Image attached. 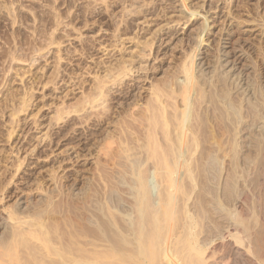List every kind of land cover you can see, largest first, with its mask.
<instances>
[{
	"label": "rangeland",
	"instance_id": "rangeland-1",
	"mask_svg": "<svg viewBox=\"0 0 264 264\" xmlns=\"http://www.w3.org/2000/svg\"><path fill=\"white\" fill-rule=\"evenodd\" d=\"M186 3L189 12L197 10L202 17L186 23L189 12L182 0H0V246H8L20 233L22 227L9 220L17 211L36 219L34 225L46 222L52 237L46 239L52 251L45 253L53 252L50 255L42 254L44 242H23L18 248L21 264L43 259L42 264H189L196 252L191 243L216 258L223 256L222 264L257 260L258 246L264 243V0ZM204 12L211 34L194 55V32L207 17ZM171 32L185 38L184 48L164 44ZM12 54L19 55V62ZM185 55H194L202 82L197 90L203 96L185 108L189 115L194 112L190 122L198 142L190 144L185 134L188 145L170 146L162 141L159 128L162 146L175 147L172 157L178 152L176 161L173 157L175 175H162L156 160H148L145 130L134 120L138 117L122 106L133 104L141 92L143 105H155L149 91L152 81L159 86L158 81L169 80ZM123 58L135 61L129 62L135 67L132 79H124L123 86L108 78L110 97L85 105L86 98L98 96L92 94L93 87ZM150 65L155 72L146 71ZM146 72L152 77L144 79L138 92L132 85ZM170 81L164 100L178 117L182 98L170 92L171 85H177ZM73 106L80 108L78 114ZM59 111L64 113L62 122L54 121ZM129 123L132 130L119 141ZM105 136L115 137L107 141ZM186 159H192L194 177L185 170ZM139 170L148 181L142 199ZM142 227L151 237L142 239ZM142 242L148 243L146 255ZM231 246L240 256L230 252ZM12 259L10 264H20Z\"/></svg>",
	"mask_w": 264,
	"mask_h": 264
},
{
	"label": "bare ground",
	"instance_id": "bare-ground-1",
	"mask_svg": "<svg viewBox=\"0 0 264 264\" xmlns=\"http://www.w3.org/2000/svg\"><path fill=\"white\" fill-rule=\"evenodd\" d=\"M186 1L187 0H182V2H183V6H184V8H187V3H186ZM14 2V1H13ZM14 4V3H13ZM12 4V5H13ZM14 6V5H13ZM191 9V8H190ZM12 10H14L13 8H12ZM186 11H188L189 12V7L187 8V9H185ZM10 11V10H9ZM8 12V11H7ZM12 13H14L13 11H12ZM205 14H206V12H204ZM185 14V13H184ZM207 15V17H204L203 16V18H204V21L202 22V23H200L199 25H198V27H197V29L195 30V32H194V44H195V47H197V48H195L194 49V52H193V54L195 55V53H196V51H197V49L198 48H200L201 46H202V44L204 43V42H206V40L207 39H205V37H206V35H208L211 31H210V24H209V22H208V13L206 14ZM202 17L201 16V14L199 13V11H192V12H189V17H187L188 19H187V22L186 23H188V22H190L191 21V19L193 18H198V17ZM203 18H201L202 20H203ZM211 18V17H210ZM195 20V19H194ZM16 23V22H15ZM211 23V22H210ZM213 23V22H212ZM185 25V24H184ZM128 26L130 27V24H128ZM194 29H195V27H194ZM193 29V30H194ZM182 30V29H181ZM190 30V29H189ZM58 31V30H57ZM180 32V31H179ZM211 34V33H210ZM53 35V34H52ZM45 36V35H44ZM54 36V35H53ZM53 36H51V37H53ZM56 36V35H55ZM197 37V39H196V37ZM54 38V37H53ZM57 38V37H56ZM56 38H54V41H55V39ZM52 39V38H51ZM59 39H61V37L59 38ZM167 40H165L164 41V44H168V43H171L170 45H171V47L173 46V48L175 49V48H177V47H182V48H184V46H185V42L186 41H184V37H182V38H179L178 36H177V32L175 33V32H171V34L169 35V37H167L166 38ZM47 40V39H46ZM50 40V39H49ZM57 41V40H56ZM192 41V40H191ZM47 43V42H46ZM51 43V41H49V44ZM48 44V43H47ZM48 44V45H49ZM52 44H54V43H52ZM56 44V43H55ZM61 44V43H60ZM60 44H58V46L60 45ZM149 44V43H148ZM51 45V44H50ZM57 45V44H56ZM63 45V44H62ZM150 45V44H149ZM144 46H146V47H148V45L146 44H144ZM150 46H152V45H150ZM150 46H149V48H150ZM161 46H163V45H161ZM167 46V45H166ZM170 47V48H171ZM62 48V47H61ZM60 48V49H61ZM33 49V48H32ZM51 49V48H50ZM50 49H49V51H50ZM58 49V48H57ZM151 49V51H152V48H150ZM16 50V49H15ZM14 50V51H15ZM36 50H38V49H36ZM35 50V52H38V51H36ZM40 50V49H39ZM46 50V49H45ZM168 50V49H167ZM32 51V50H31ZM48 51V50H47ZM11 51H9V53H10ZM13 52V51H12ZM41 52V51H40ZM198 52V51H197ZM18 54H19V52H17ZM39 53V52H38ZM50 53V52H49ZM9 55V54H8ZM15 55V54H14ZM22 55H23V53H22ZM21 55V56H22ZM38 55V54H37ZM141 55L143 56V55H145V50L144 49H142L141 50ZM163 56H166V53L165 54H162ZM162 55H160V56H162ZM193 55V56H194ZM18 56V57H17ZM60 56V55H59ZM159 56V57H160ZM185 56H188V55H185ZM184 56V57H185ZM193 56L191 55L190 57L188 56V58H186V60H184L181 64H180V66L178 67V69L176 70V72H174V74H172L171 76H170V78H169V80L167 79V81H170V80H173V81H170L171 82V84H173L172 82H175V83H177V85L175 84H173V86L174 87H172V85H171V87L169 88V89H171L170 90V92H172L173 94H175V96L176 97H181L182 98V102L180 103L179 102V106H181V107H183V109H182V114H181V116L179 115L178 117L177 116H172V114L170 113V111L168 110V106H167V104H166V100H164V97H165V91H168V90H166V88L168 89V84H167V81L165 80V83L163 82V80H160L161 81V83H160V81H158L157 83H158V85L159 86H161V84L164 86H161V88L159 87V86H157V84L155 85L154 84V80L152 81V83H151V87H150V93H151V96H152V99H153V101L155 102V105L153 104V106H151L150 107V105L149 106H145V105H143L141 102H140V100H141V98H139L140 96V94L142 93H140V94H138V96H137V94H133L134 96H135V98H134V103L133 104H123V106H122V109H124L125 111V113H127L126 112V109H129V110H132L131 112H130V114L132 113V115H136L138 118V120L135 118H133L134 120H135V122L137 121L138 123H139V125L137 124V122L135 123L137 126H139V127H141V129L142 130H145V133H144V137H145V141L147 142V148H149V150H148V160L150 161V160H156V165H157V167H156V171H163V174L162 175H164L165 173L166 174H168V175H175V173L177 172V169H175V168H177V167H175L176 166V163H174L175 161H176V159L177 158H175L176 156H177V154H178V152H177V154H176V156L175 155H173V157H174V159H175V161H173V157L171 156L172 154H171V152L173 153V151H174V148L175 147H171L170 148V146H172V144L174 143V144H176V142H177V144L179 145L180 143L182 144V145H188L187 144V140L186 139H184V135L186 134V135H190V137H189V140H188V142L191 144V141L192 142H194V144L195 143H197L198 142V136H197V133L193 130V126H192V123L191 122H193L191 119H190V117H192V115L194 114V112H192V113H190V115H189V110H188V113L185 111V108H187V106H188V103H190V101L191 100H194L195 98H201L203 95H202V93L200 92L201 91V89H200V91L199 90H197L198 88V84H200V78L201 77H199L198 76V74L199 73H197V71H196V67H195V65L196 64H194V62H193ZM11 57H13V60H15V61H17V58L19 59L20 57H19V55H17L16 54V56H13V54H12V56ZM10 57V58H11ZM25 57V56H24ZM44 57V56H43ZM159 57L158 56H156V58L154 59V60H158L159 59ZM23 58V57H22ZM164 58V57H163ZM190 58V59H189ZM12 59V58H11ZM21 59V58H20ZM38 59V58H37ZM122 59V58H121ZM162 59V58H161ZM196 59V58H195ZM13 60H12V62H13ZM23 61H25L24 59H23ZM22 60H21V62H23ZM37 61V60H36ZM196 61V60H195ZM17 62H19V60L17 61ZM129 62H131V64H134L135 63V61H127V60H125L124 58H123V60H120V62L118 63V64H116V66H115V68L114 67H112V69H109V70H111L110 72H109V74L107 73V77L106 76H104V77H106V78H104L103 79V81L102 80H100V81H102L101 82V85H99L98 87H93V88H96V89H94L95 90V92L94 93H92V94H97L98 96L97 97H95V98H91V96H87L88 98H86V100H85V105H91V107L94 105L95 106V102L97 101L96 99L98 98V97H101L99 100H101L102 98V100H104V99H106V98H108V97H110V95H109V93H110V90L111 89H109L108 87H107V84H109L110 82V80L109 79H112L111 81L113 82V84H115L116 85V83H119V85H123L124 86V83H123V81H124V79H126L127 77H130V74H132V72H133V69L135 68L133 65V67L132 68H130V65H129ZM36 63V62H35ZM58 65V64H57ZM151 66V65H150ZM58 67H59V65H58ZM152 67V66H151ZM149 67V69H147L146 67L145 68H143L142 67V70H144V69H147L146 71H148V72H152V71H154V70H156L157 68L156 67ZM13 69V68H12ZM140 70V69H139ZM138 70V71H139ZM155 72V71H154ZM136 73H137V71H136ZM147 73V72H146ZM55 74H57V73H55ZM144 74V73H143ZM202 74V73H201ZM58 75V74H57ZM152 75V73L151 74H149V73H147L146 75H144L145 77H139L138 78V80H137V83L136 84H134V85H132V86H134V87H136V86H138L137 87V89L139 88L140 90L138 91V92H140L141 91V89L143 88V81H144V79H150V76ZM203 76V75H202ZM54 77V76H53ZM56 77V76H55ZM97 77H100V76H97ZM152 77V76H151ZM58 78V77H57ZM109 78V79H108ZM131 78V77H130ZM172 78V79H171ZM52 79V78H51ZM101 79V78H100ZM105 79H107V80H105ZM132 79V78H131ZM136 79L137 78H135L134 80H132L133 82H136ZM54 80V79H53ZM52 80V81H53ZM105 80V81H104ZM55 81V80H54ZM127 82V81H126ZM128 82H131V80L130 81H128ZM132 82V83H133ZM149 82V81H148ZM156 82V81H155ZM163 82V83H162ZM6 83H8V81L6 82ZM11 83V82H10ZM169 83V82H168ZM202 83V82H201ZM167 84V85H166ZM207 84V83H206ZM5 85H7V84H5ZM142 85V86H141ZM201 85V84H200ZM125 86H127V83H125ZM130 87L129 86V88L128 89H130V88H133V87ZM139 86H141V87H139ZM175 86H178V87H176L175 88ZM6 87V86H5ZM4 87V88H5ZM113 87V86H112ZM163 87V88H162ZM166 87V88H165ZM201 87H204V85L203 86H201ZM200 87V88H201ZM31 88V87H30ZM29 88V89H30ZM8 90V89H7ZM30 91V90H29ZM93 91V90H92ZM128 91H130V90H128ZM3 92V91H2ZM203 92V91H202ZM1 93V92H0ZM16 93V92H15ZM14 93V94H15ZM26 93V92H25ZM168 93V92H167ZM12 94V93H11ZM23 94V93H22ZM91 94V95H92ZM13 95V94H12ZM12 95H10V96H12ZM24 95V94H23ZM23 95L21 96V98L23 97ZM27 95V94H26ZM29 95V94H28ZM33 95V94H32ZM127 95V94H126ZM167 95V94H166ZM170 95H172V94H170ZM3 96H5V95H3ZM19 96V97H20ZM95 96V95H94ZM168 96V95H167ZM13 98H14V96H12ZM11 97V98H12ZM16 97V96H15ZM18 97V96H17ZM29 96H26V99L28 98ZM129 97V96H128ZM30 98V97H29ZM28 98V99H29ZM32 98H33V96H32ZM31 98V99H32ZM16 99V98H15ZM25 99V100H26ZM7 100V99H6ZM14 100V99H13ZM18 100V99H17ZM22 100V99H21ZM25 100H22V102H24ZM79 100V99H78ZM83 100V99H82ZM124 100V99H123ZM197 101H198V99H196ZM30 102H31V100H29ZM107 101H108V99H107ZM125 101V100H124ZM150 101V100H149ZM83 102V101H82ZM109 102V101H108ZM152 102V101H151ZM150 102V103H151ZM13 103V102H12ZM76 103H77V101H76ZM80 103V102H79ZM78 103V105H80L81 106V104H79ZM106 103V102H105ZM194 103V102H193ZM18 104V103H17ZM22 104V103H21ZM24 104H28V107H29V103H28V101L27 102H25ZM24 104L22 105V106H24ZM83 104V103H82ZM97 104V103H96ZM145 104V103H144ZM190 104H192V102L190 103ZM6 105V104H5ZM10 105V104H9ZM16 105V104H15ZM84 105V104H83ZM99 105V104H98ZM147 105H148V103H147ZM192 105H194V104H192ZM14 106V105H13ZM13 106H11V107H13ZM21 106V107H22ZM118 106V105H117ZM15 107V106H14ZM17 107V106H16ZM76 107H78V106H76ZM102 107V106H101ZM107 107V106H106ZM136 107H138V111H137V113H135V111H133V110H135V108ZM190 107V106H189ZM188 107V108H189ZM192 107V106H191ZM191 107H190V110H192L191 109ZM8 108V107H7ZM26 108V107H25ZM83 108H84V106H83ZM27 109V108H26ZM73 109H74V106H73ZM80 108H75L74 110V112L76 113V114H78V112L80 111L79 110ZM93 109V108H92ZM106 109V108H105ZM108 109H109V107H108ZM119 109H120V107H119ZM118 109V110H119ZM179 109V108H178ZM17 110V109H16ZM128 110V111H129ZM176 110V109H175ZM27 111V110H26ZM64 111V110H63ZM72 111V110H71ZM93 111V110H92ZM102 111H103V109H102ZM108 111H110V110H108ZM107 111V112H108ZM121 111V110H120ZM185 111V112H184ZM21 112V111H20ZM66 112V111H65ZM73 112V113H74ZM99 112V111H98ZM106 112V113H107ZM174 112V111H173ZM191 112V111H190ZM14 113V112H13ZM12 113V114H13ZM15 113H16V111H15ZM67 113V112H66ZM68 113H70V111H68ZM68 113H67V115H68ZM97 113V112H96ZM129 113V112H128ZM181 113V112H180ZM60 114V115H59ZM59 117L57 116V117H55L56 118V120H54V121H57V120H60L61 122H62V119H63V116H64V113H63V116H62V113H60V111H59ZM71 114V113H70ZM117 114H118V112H117ZM121 114V113H120ZM130 114H128V115H130ZM174 114V113H173ZM15 115V114H14ZM66 115V114H65ZM99 115V114H98ZM123 115H127V114H123ZM123 115H121V116H123ZM131 115V116H132ZM70 116V115H69ZM68 116V117H69ZM73 116V115H72ZM74 116H76V115H74ZM73 116V117H74ZM135 116V117H136ZM194 116V115H193ZM15 117V116H14ZM67 117V116H66ZM107 118H108V116H106ZM124 117H128V116H124ZM133 117V116H132ZM80 118V117H79ZM122 118V117H121ZM15 119V118H14ZM78 119V118H77ZM122 119H124V118H122ZM127 119V118H126ZM66 120V119H65ZM73 120V119H72ZM121 120V119H120ZM130 120L132 121V118H130ZM133 120V121H134ZM190 120H191V122H190ZM124 121V120H123ZM127 120H125V122H126ZM14 122V121H13ZM98 122V121H97ZM122 122V121H121ZM127 122H129V119H128V121ZM134 123V122H133ZM132 123H129V125H126V126H128V127H126V128H122V126H120L122 129H121V133L123 134V135H121L120 134V139H119V137H118V139H119V141H124L125 140V138H123L122 136H126V135H124V134H126L127 133V131H129V130H132V129H130L129 127H131L130 125H131ZM117 125H118V122H117ZM122 125V124H121ZM124 126V125H123ZM132 126H134V125H132ZM144 126V128H146V129H143L142 127ZM117 128H119V127H117ZM132 128V127H131ZM159 128L163 131V139L164 140H162V141H167V143L169 142V144H170V146L169 147H166V148H164L163 146H164V144H163V146H162V142L160 141L161 139H159L158 137H157V134H159L158 133V130H159ZM135 129V128H134ZM133 129V130H134ZM141 130V131H142ZM134 131H136L137 132V130L135 129ZM118 132H120V131H118ZM144 132V131H143ZM176 133V137H173V134H175ZM114 134V133H113ZM117 134V133H116ZM115 134V135H116ZM137 134H138V132H137ZM110 135V134H109ZM118 135V134H117ZM130 136H131V134H130ZM135 136V135H134ZM105 137H107V136H105ZM115 136H108L107 137V141H110L111 139L113 140V138H114ZM133 137V136H132ZM131 137V138H132ZM139 137V136H138ZM138 137H136L137 139H138ZM117 139V140H118ZM127 139V138H126ZM142 139H144V138H142ZM133 140V139H132ZM99 141V140H98ZM127 141H129V140H127ZM135 141V140H134ZM141 141V140H140ZM143 141V140H142ZM130 142H131V140H130ZM137 141H135V142H133V143H136ZM160 142H161V144H160ZM173 142V143H172ZM104 143H106L105 141H104ZM123 143V142H122ZM102 144V143H101ZM119 144H120V142H119ZM173 144V145H174ZM180 144V145H181ZM106 145V144H105ZM124 145H125V143H124ZM107 146V145H106ZM110 146V145H109ZM127 146H129V145H127ZM126 146V147H127ZM181 147V146H180ZM110 148V147H109ZM119 148H120V145H119ZM128 148H130V147H128ZM168 148H169V151H168ZM111 149V148H110ZM122 149V148H121ZM127 150V149H126ZM126 150H124V148H123V151H125L126 152V155H128L127 154V152L129 151H126ZM177 151V150H176ZM52 152V151H51ZM175 152V151H174ZM55 152H53V154H54ZM167 153H169L170 154V156L167 154ZM180 153V152H179ZM174 154V153H173ZM171 158V160L173 161L172 163H171V160H170V158ZM47 157V156H46ZM50 157V156H49ZM49 157H47V158H49ZM187 161H185V170H186V172H187V174L190 176V177H192L193 175V173H192V171H194L193 169L191 170V168H190V165L192 164V159H186ZM23 163V162H22ZM148 163V162H147ZM16 164V163H15ZM175 165L174 167H172V165ZM17 165V164H16ZM182 165V166H183ZM15 166V165H14ZM141 166V165H140ZM13 167V166H12ZM15 168V167H14ZM180 169V168H179ZM179 169H178V172H179ZM21 170V169H20ZM54 170H55V168H54ZM54 170H52V171H54ZM65 170V169H64ZM51 171V172H52ZM73 172V171H72ZM53 173V172H52ZM55 173V172H54ZM156 173V172H155ZM162 173V172H161ZM161 173H160V175H161ZM184 173H185V171H184ZM143 174V171H138L137 173H136V175L140 178V185H139V189L141 190V194L139 195L140 196V198L142 199L143 197H144V195H145V190H146V187H147V185H148V181L146 180V178H145V176H144V174ZM187 175V176H188ZM54 176V175H53ZM157 176V175H156ZM194 177V176H193ZM57 180V179H56ZM1 182V181H0ZM54 182V181H53ZM3 183V182H2ZM1 184V183H0ZM13 184V183H12ZM15 184V183H14ZM27 185V184H26ZM15 186H16V184H15ZM3 188V187H2ZM0 191H2V189H0ZM12 193V192H11ZM9 194V193H8ZM11 197V196H10ZM19 204V203H18ZM16 206V205H15ZM31 208V207H30ZM30 208L29 209H27V210H30ZM15 209V208H14ZM16 209H17V207H16ZM23 209V208H22ZM144 209V203H142V204H140V206H139V210L140 211H142ZM6 210V209H5ZM13 210V209H12ZM11 210V211H12ZM19 210V209H18ZM25 210V209H24ZM33 213H34V211H32ZM32 213V214H33ZM10 214H11V212H10ZM31 214V213H30ZM9 220H11V222L12 223H16L17 225H19V227H22V228H24L23 230H22V228H20L21 230H18L19 228H17L18 226H16V228H14V229H17L16 231H17V233L20 231V233L17 235L16 234V231H15V234L16 235H14L13 234V232H14V230H13V232H12V236L14 235V236H16L15 238L13 237V242H10V244L8 245V246H6V244H2V245H4V246H6V247H4V248H1L2 247V245L0 246V264H8L7 262L10 260V258L12 259H15V257H16V259L18 258L19 259V254H20V251H19V247H20V245L23 243V242H26L27 240L28 241H31V240H36V241H38V242H40V243H42L43 244V242H44V244H45V248L44 249H46V250H44V251H42L43 253L42 254H44L46 251H52V250H50L51 249V246H49L50 244H49V242H48V240L46 241V239H49V241H50V239H52V237L50 236L51 235V230L50 229H47V227L45 226L46 225V222L44 223V221L43 222H41V224L40 223H38L37 224V222H35L36 223V225H34V221L36 220H34V221H32V220H30L31 218H29V216H28V214H25V213H21V212H19V211H17L16 212V214H11L10 216H9ZM33 218H34V215H33ZM7 220V219H6ZM7 222V221H6ZM157 222V219H155L154 220V223H156ZM8 223H10V222H8ZM33 223V224H32ZM14 225V224H13ZM26 225H28V227H25ZM10 226V225H9ZM50 228V227H49ZM146 230H145V227H142L141 229H140V235H141V237H142V239H147V237H151V236H148V234H147V232H145ZM10 234V233H9ZM9 236V235H8ZM11 236V237H12ZM11 237H9V238H11ZM51 237V238H50ZM8 238V239H9ZM226 240V239H225ZM241 239H237V241L238 242H241L240 241ZM260 240V239H259ZM52 241V240H51ZM222 241V240H221ZM262 241H264V240H262ZM261 242V241H260ZM229 243V242H228ZM244 244H245V240H244V242H243ZM243 243H241L242 245H243ZM259 243V242H258ZM41 244V246H43ZM142 244H144V248H145V251L143 252L144 253V255H146L147 253H148V251H147V245H148V243L147 244H145V243H143L142 242ZM221 244V243H220ZM224 244V242L222 243V245ZM227 244V243H226ZM264 243H262L261 242V247L260 246H258V248L260 249V250H258L257 249V260L255 261L254 260V262L253 263H250V264H264V246H262ZM186 245H188L187 243H186ZM191 245L193 246V248H192V250H193V254H194V252H195V254H194V258H193V261L194 262H188L189 264L191 263V264H222V260L224 259L223 258V256L222 257H219V258H216L215 256L216 255H211L210 253H207V251L206 250H203V249H201V248H198L197 246L196 247H194L195 245L194 244H192L191 243ZM260 245V244H259ZM184 247H185V245H184ZM187 248H185L186 250L187 249H189L188 248V246H186ZM232 247V246H231ZM42 248V250H43V247H41ZM181 248H183V247H181ZM226 248H227V246L226 245H223V246H221V249H222V251H223V249H224V251L226 250ZM218 249H220V248H218ZM248 249V248H247ZM142 250H143V248H142ZM180 250V249H179ZM191 250V251H192ZM227 250H229V246H228V249ZM250 250V249H249ZM56 251H58L57 249H56ZM218 251V250H217ZM216 251V252H217ZM55 252V251H54ZM155 252L156 251H154L153 253H152V256L155 254ZM182 252H183V249H182ZM214 252V251H213ZM230 252H233V254L234 255H236V256H240V251L238 250V249H233V247H232V249L230 250ZM48 253V254H47ZM47 253H45V254H47V255H50V254H52V253H50L49 254V252H47ZM177 253H178V255H179V252L177 251ZM180 253H181V250H180ZM190 253V252H189ZM192 253V252H191ZM190 253V254H191ZM39 254H41V253H39ZM44 254V255H45ZM66 254V253H65ZM189 254V255H190ZM192 254V255H193ZM215 254V253H214ZM255 254V253H254ZM254 254H253V256H254ZM1 255H3V256H6L5 257V259H7V257H9V259L6 261L5 259V261L3 260V256H2V259H1ZM47 255H46V257H47ZM62 255V254H61ZM159 255V254H158ZM184 255V254H183ZM188 255V256H189ZM189 256V258L191 257H193V256ZM217 255H218V252H217ZM64 255H62V256H60V257H63ZM156 256V255H155ZM182 256V255H181ZM181 256H180V259H181ZM188 256L186 255V257L185 258H188ZM40 257H42V258H46V257H44V256H40ZM39 257V258H40ZM65 257V256H64ZM156 257H159V256H156ZM233 257H235V256H233ZM42 258H40V259H42ZM176 258H178V256L176 255ZM175 258V259H176ZM182 258H184V256H182ZM246 258V257H245ZM251 258V257H250ZM13 259H12V261H13ZM17 259V260H18ZM47 260L49 259V258H46ZM61 259H63V258H61ZM156 259V258H155ZM248 259V258H247ZM16 260V261H17ZM39 260V259H38ZM184 259H181V262L183 261ZM189 260H192V259H189ZM188 260V261H189ZM15 261V260H14ZM161 262L163 261V259L162 260H160ZM167 261V260H166ZM170 261V260H169ZM178 261V260H177ZM187 261V260H186ZM185 261V262H186ZM241 261V260H240ZM239 261V262H240ZM243 261V260H242ZM10 262H11V260L9 261V264H10ZM18 263H20L21 264V261H20V259L17 261ZM34 262V261H33ZM39 264H42V262H44V259H43V261L41 260H39ZM49 262V261H48ZM159 262V261H158ZM158 262H157V264H158ZM180 262V261H179ZM45 263H46V261H45ZM44 263V264H45ZM169 263V262H168ZM244 263H245V261H244ZM248 263H249V261H248ZM12 264V263H11ZM47 264V263H46ZM49 264V263H48ZM155 264V263H154ZM162 264H163V262H162ZM167 264V263H166ZM245 264H247V263H245Z\"/></svg>",
	"mask_w": 264,
	"mask_h": 264
}]
</instances>
